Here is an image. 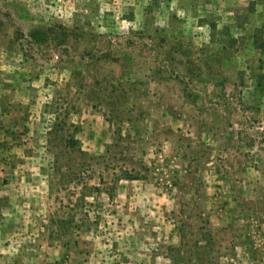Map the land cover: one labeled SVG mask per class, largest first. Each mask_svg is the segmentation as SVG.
I'll return each instance as SVG.
<instances>
[{
	"label": "rangeland",
	"instance_id": "374dc122",
	"mask_svg": "<svg viewBox=\"0 0 264 264\" xmlns=\"http://www.w3.org/2000/svg\"><path fill=\"white\" fill-rule=\"evenodd\" d=\"M0 264H264V0H0Z\"/></svg>",
	"mask_w": 264,
	"mask_h": 264
}]
</instances>
